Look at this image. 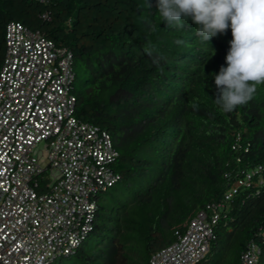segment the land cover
Segmentation results:
<instances>
[{
    "label": "trees",
    "instance_id": "16d2710c",
    "mask_svg": "<svg viewBox=\"0 0 264 264\" xmlns=\"http://www.w3.org/2000/svg\"><path fill=\"white\" fill-rule=\"evenodd\" d=\"M157 3L0 0V63L11 21L69 51L73 115L106 132L116 153L117 180L94 195L91 231L50 264H148L219 202L215 239L198 264H239L248 241L264 264V84L224 113L214 80L227 67L231 28L201 42L190 17L184 28L168 24Z\"/></svg>",
    "mask_w": 264,
    "mask_h": 264
},
{
    "label": "built area",
    "instance_id": "2783aa9c",
    "mask_svg": "<svg viewBox=\"0 0 264 264\" xmlns=\"http://www.w3.org/2000/svg\"><path fill=\"white\" fill-rule=\"evenodd\" d=\"M0 64V264H50L70 255L92 229L94 195L114 184L116 153L108 134L73 115L70 52L37 32L8 22ZM46 147L51 184L37 192L44 171L35 145ZM257 167L256 171H259ZM249 172L223 195L247 186ZM222 203H208L148 264H198L215 239ZM248 241L239 264H256Z\"/></svg>",
    "mask_w": 264,
    "mask_h": 264
},
{
    "label": "clouds",
    "instance_id": "9594fccd",
    "mask_svg": "<svg viewBox=\"0 0 264 264\" xmlns=\"http://www.w3.org/2000/svg\"><path fill=\"white\" fill-rule=\"evenodd\" d=\"M157 9L164 21L179 28L185 27L181 18L190 17L201 42L230 27L233 39L227 67L215 76L214 103L230 113L254 98L257 86L264 84V0H158Z\"/></svg>",
    "mask_w": 264,
    "mask_h": 264
},
{
    "label": "rangeland",
    "instance_id": "374dc122",
    "mask_svg": "<svg viewBox=\"0 0 264 264\" xmlns=\"http://www.w3.org/2000/svg\"><path fill=\"white\" fill-rule=\"evenodd\" d=\"M33 153H34L35 157L39 160V164L41 166V169L44 170L37 178L38 189L36 191L41 193V192L45 191L46 186L51 184V181H52L51 175H50L51 173L46 168V166H47V160H46L47 153H46V147H45L44 141L35 145V148L33 149Z\"/></svg>",
    "mask_w": 264,
    "mask_h": 264
}]
</instances>
